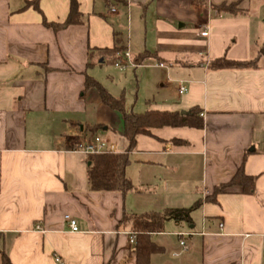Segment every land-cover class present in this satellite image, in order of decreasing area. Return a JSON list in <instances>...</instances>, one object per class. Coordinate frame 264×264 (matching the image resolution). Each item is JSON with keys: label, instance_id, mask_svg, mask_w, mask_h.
<instances>
[{"label": "crops", "instance_id": "0c3cea01", "mask_svg": "<svg viewBox=\"0 0 264 264\" xmlns=\"http://www.w3.org/2000/svg\"><path fill=\"white\" fill-rule=\"evenodd\" d=\"M70 1L0 0V247L11 263L136 264L132 231L117 227L123 214L200 200L191 223L168 220L150 234L149 264H264V0H241L246 14L235 16L211 7L237 0H76L79 22L43 23H63ZM114 32L130 58L144 50L157 57L102 78L109 57L96 54L88 66V51L111 49ZM223 55L255 65L208 67ZM86 76L123 96L126 110L198 107L203 127L138 134L127 189L91 190L87 155L68 145L96 134L108 152L128 143L121 114L85 88ZM103 79L116 81V93ZM241 164L255 177L253 192L234 186L210 200ZM178 231L192 233L184 251Z\"/></svg>", "mask_w": 264, "mask_h": 264}, {"label": "trees", "instance_id": "16d2710c", "mask_svg": "<svg viewBox=\"0 0 264 264\" xmlns=\"http://www.w3.org/2000/svg\"><path fill=\"white\" fill-rule=\"evenodd\" d=\"M241 0L234 2H222L218 5H212V10L221 15H243L246 12L240 8ZM81 13L77 9L76 0L70 1V11L63 23H53L44 21L43 23L54 30L64 28L70 24L80 21ZM115 44L111 49H89L87 65L91 64V59L96 54L108 56L109 62L115 64L118 60L125 63L126 59L123 54L127 49V39L120 33L114 32ZM157 57V52L144 50L133 55L131 62L134 65L141 64L148 57ZM158 60H161L160 58ZM255 65L253 59L250 60H232L226 56H220L209 61L208 67L212 70L218 69H246ZM49 68L45 67V71ZM85 88H94L100 101L112 110L118 111L122 117L123 134L127 139V148L123 152H103L89 154L86 161L90 164L87 166V180L91 190L105 191H122L128 187V181L125 177V168L128 163L129 152L134 148L136 136L138 134H150V128L161 126H189L202 128L203 118L201 110L193 107L181 114L179 111H159L145 110L136 112L126 110L123 96H112L103 85L96 79L86 76ZM98 126L94 125L90 131H94ZM75 143V142H74ZM71 148L73 144L68 145ZM255 177L249 176L244 171L243 164L237 169L233 177L225 183L220 184L213 190L210 200H214L218 193L226 191L228 188L239 186L242 192L252 193L254 190ZM200 200L195 201L189 207H166L161 211H151L141 214L124 213L119 220L117 227L129 228L134 233L133 249L136 256V264H149L150 255L156 250L155 244L150 239V234L162 232L164 223L168 220L174 222H192V212L201 205ZM1 264H12L8 255L0 247Z\"/></svg>", "mask_w": 264, "mask_h": 264}, {"label": "built area", "instance_id": "2783aa9c", "mask_svg": "<svg viewBox=\"0 0 264 264\" xmlns=\"http://www.w3.org/2000/svg\"><path fill=\"white\" fill-rule=\"evenodd\" d=\"M123 58L126 59L125 63L118 60L114 64L119 69H121V70L124 69L128 65V63L131 65H134L131 62V58H130V55L128 52H124ZM185 91H186V86L182 84L179 88V92L183 93ZM107 150L108 149H107L106 141L98 134L93 135L87 139H82V140L76 141L73 144V146L70 148V151L79 152V153H82L84 155L108 152ZM64 220L66 221V223H67V225L71 231H77L78 230L76 220L74 218H72L70 215H67V214L64 215ZM219 225L222 226V224H219ZM128 234L130 236V242H133L134 233L129 232ZM174 234L179 239V245L181 246V251L186 250L187 244H186L185 239L187 236H189L192 233L190 231H185V232L184 231H178V232H174ZM176 254H179V252ZM58 262H59V260H58Z\"/></svg>", "mask_w": 264, "mask_h": 264}, {"label": "rangeland", "instance_id": "374dc122", "mask_svg": "<svg viewBox=\"0 0 264 264\" xmlns=\"http://www.w3.org/2000/svg\"><path fill=\"white\" fill-rule=\"evenodd\" d=\"M132 70H131V64H129L128 63V65L124 68V69H119L117 66H115L114 64H112V63H110V62H106L105 63V66H103V68L100 70V76H102V78H103V76H105V75H107V74H111L112 73V75L115 77V76H117V75H119V76H125V74L126 75H128V73L129 72H131ZM118 80V79H117ZM116 82V81H115ZM115 82H111V81H105V79H103V84H105L106 86H108L111 90H113V92H115L116 93V87H115ZM95 91V90H94ZM134 99V97L132 96V97H130V100H133ZM132 104V103H131ZM129 106H131V105H129ZM128 107V106H127ZM132 107V106H131ZM135 111H140L139 109H138V107L137 108H133ZM142 111V110H141ZM114 113H117V111L116 112H114ZM118 114V113H117ZM182 202H184V206H191L193 203H194V201H182Z\"/></svg>", "mask_w": 264, "mask_h": 264}, {"label": "water", "instance_id": "95a60500", "mask_svg": "<svg viewBox=\"0 0 264 264\" xmlns=\"http://www.w3.org/2000/svg\"><path fill=\"white\" fill-rule=\"evenodd\" d=\"M185 112H186L185 110H181V111H180L181 114H183V113H185ZM89 164H90V163L88 162V165H89Z\"/></svg>", "mask_w": 264, "mask_h": 264}]
</instances>
